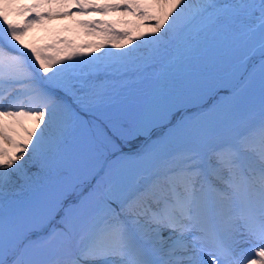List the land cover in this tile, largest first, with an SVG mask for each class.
<instances>
[{
	"label": "snow or ice",
	"instance_id": "1",
	"mask_svg": "<svg viewBox=\"0 0 264 264\" xmlns=\"http://www.w3.org/2000/svg\"><path fill=\"white\" fill-rule=\"evenodd\" d=\"M0 264H264V0H0Z\"/></svg>",
	"mask_w": 264,
	"mask_h": 264
},
{
	"label": "rangeland",
	"instance_id": "2",
	"mask_svg": "<svg viewBox=\"0 0 264 264\" xmlns=\"http://www.w3.org/2000/svg\"><path fill=\"white\" fill-rule=\"evenodd\" d=\"M45 35L46 34L44 32H37L34 34V36L37 38L44 37ZM29 39H32V36H30Z\"/></svg>",
	"mask_w": 264,
	"mask_h": 264
}]
</instances>
